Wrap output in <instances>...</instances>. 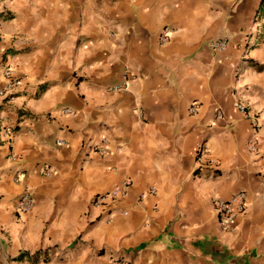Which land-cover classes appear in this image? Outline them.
Wrapping results in <instances>:
<instances>
[{"label": "crops", "instance_id": "1", "mask_svg": "<svg viewBox=\"0 0 264 264\" xmlns=\"http://www.w3.org/2000/svg\"><path fill=\"white\" fill-rule=\"evenodd\" d=\"M124 180L108 222L91 200ZM238 191L223 230L214 202ZM117 259L264 264V0H0V264Z\"/></svg>", "mask_w": 264, "mask_h": 264}, {"label": "built area", "instance_id": "2", "mask_svg": "<svg viewBox=\"0 0 264 264\" xmlns=\"http://www.w3.org/2000/svg\"><path fill=\"white\" fill-rule=\"evenodd\" d=\"M170 30L168 28H163L160 33V40L162 42H166L169 38ZM228 45V40L226 37H216L211 39L208 42V47L213 50H224ZM3 76L7 80L6 86H17L22 82L21 77L17 74L15 68L12 65L4 66L2 70ZM235 106L245 114H247L248 118L254 122V117L249 114L247 110L246 104L238 101L235 103ZM197 109V103L193 102L190 106V111L195 112ZM63 114H69L71 116H77V112L71 108L64 107L61 109ZM1 136L4 142L10 146L12 138L14 136V129L11 126H4L1 130ZM94 151L101 155H105L108 153L109 147L107 140L102 138L99 143L95 144L93 147ZM197 159L201 161L207 154V150L203 148L201 145H198L196 148ZM9 158L11 160H16L17 156L13 153H9ZM21 175V174H19ZM19 175L17 174L16 180L19 179ZM130 180H124L123 182L115 185L113 188L97 193L93 196L91 200V205L94 208L101 209L100 213L103 215L106 221H111L113 216L110 212L112 205L115 202L124 196L127 188L130 186ZM155 189L152 187L151 191L153 192ZM34 197L31 192L25 188L18 196L16 202V211L18 213H24L30 210L34 204ZM248 202L246 193L243 191H238L232 194L228 199H218L214 202V210L216 212L218 223L220 228L223 230H231L234 228V224L237 218L244 216L247 212ZM114 264H129V262L125 259H117L114 261Z\"/></svg>", "mask_w": 264, "mask_h": 264}, {"label": "trees", "instance_id": "3", "mask_svg": "<svg viewBox=\"0 0 264 264\" xmlns=\"http://www.w3.org/2000/svg\"><path fill=\"white\" fill-rule=\"evenodd\" d=\"M42 250H37L32 254H29L28 252H21L15 259H21L24 256L28 257L29 259H32L33 261H36L40 254H42Z\"/></svg>", "mask_w": 264, "mask_h": 264}]
</instances>
